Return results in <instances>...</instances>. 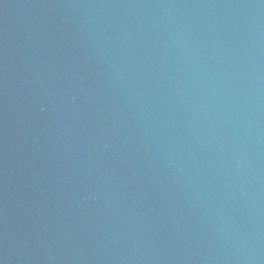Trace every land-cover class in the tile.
<instances>
[{
  "label": "water",
  "instance_id": "1",
  "mask_svg": "<svg viewBox=\"0 0 264 264\" xmlns=\"http://www.w3.org/2000/svg\"><path fill=\"white\" fill-rule=\"evenodd\" d=\"M0 264H264V0H0Z\"/></svg>",
  "mask_w": 264,
  "mask_h": 264
}]
</instances>
